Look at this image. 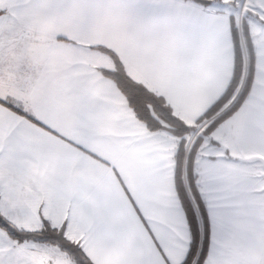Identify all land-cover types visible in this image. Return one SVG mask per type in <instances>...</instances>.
<instances>
[{
  "label": "snow or ice",
  "instance_id": "snow-or-ice-1",
  "mask_svg": "<svg viewBox=\"0 0 264 264\" xmlns=\"http://www.w3.org/2000/svg\"><path fill=\"white\" fill-rule=\"evenodd\" d=\"M0 264H264V0H0Z\"/></svg>",
  "mask_w": 264,
  "mask_h": 264
}]
</instances>
